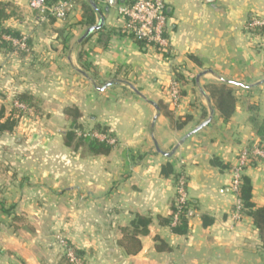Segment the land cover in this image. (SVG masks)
I'll use <instances>...</instances> for the list:
<instances>
[{"label":"crops","instance_id":"obj_1","mask_svg":"<svg viewBox=\"0 0 264 264\" xmlns=\"http://www.w3.org/2000/svg\"><path fill=\"white\" fill-rule=\"evenodd\" d=\"M0 1L14 5L6 25L21 33L24 45L17 47L26 51L0 53V107L7 110L3 100L26 92L42 109L39 120L29 118L13 134L26 128L36 151H0V199L16 207L13 215L0 213V264H69L66 241L85 253L86 264H264L259 233L251 218L235 217L232 191L239 153L259 142L248 123L249 101L264 120V37L246 28L264 15V0H166L163 53L122 33L119 5L105 0H91L105 24L84 40L89 27L78 2L58 21L43 20L30 0ZM96 18L98 24L97 11ZM102 33L111 35L104 49L97 43ZM171 81L185 93L174 109ZM221 83L238 99L228 121L206 91ZM161 105L190 122L175 129ZM67 108L79 110L85 134L99 132L97 126L108 130L110 137L99 133L115 141L109 155L65 145ZM212 110L210 124L182 143ZM215 159L231 168H219ZM167 164L187 177L196 215L186 235L159 222L177 197L174 175H162ZM243 174L251 179L253 202L263 207L264 161ZM135 215L152 218L137 252L124 234ZM160 243L169 250H158Z\"/></svg>","mask_w":264,"mask_h":264},{"label":"trees","instance_id":"obj_2","mask_svg":"<svg viewBox=\"0 0 264 264\" xmlns=\"http://www.w3.org/2000/svg\"><path fill=\"white\" fill-rule=\"evenodd\" d=\"M49 5L58 3L61 0H46ZM75 4H78L81 7L82 11V22L86 27H93L97 25L96 18V9L93 6L91 0H72ZM14 5L10 2L0 1V53L6 54L11 52H18L21 56H25L26 51H22L21 48L17 47L13 43V40H22L21 33L16 29H13L6 25L7 21L14 16ZM52 17H50L51 19ZM54 19V18H52ZM251 34L256 36L264 37V28H256L250 31ZM92 36V35H91ZM91 36L85 41V43L91 38ZM111 35L102 33L97 43L101 48H106L108 41L110 40ZM11 39V40H8ZM141 47H144L146 43L141 40H135ZM158 52L163 53L165 49L155 47ZM85 56V53H81V60ZM181 80V78L179 77ZM206 91L210 94V98L214 104V108L220 113L224 121H228L231 116L234 114L238 99L235 96L234 90L227 84H211L206 87ZM184 91L180 89V97L184 96ZM16 102L24 105L28 110V114H25L27 111L21 110L19 108L13 109L10 113H7L4 106L0 107V141L4 136L13 135L16 128L19 126L24 115L30 116L31 119L39 120L42 115V109L38 100L29 93H17L15 95ZM161 110L163 114L171 121L173 127L177 130H181L185 125H187L191 118L189 116L185 119L176 118L174 113L168 109L167 105H161ZM247 111L249 113L248 123L251 125L254 133L256 134L259 142L254 145L259 149L264 151V120L261 118L259 105L255 102L249 101L247 103ZM64 114L68 120L71 121L70 129L65 134V145L69 148H74L78 150L80 148H86L91 154L94 155H109L113 150L114 145L110 144L106 140H100L94 137L91 133L85 134L82 126L78 123L81 114L77 108H67L64 111ZM99 132L108 134L106 128L97 126ZM253 145L249 146V149H253ZM264 158L253 157L250 163V166H257L262 163ZM213 164L218 166L221 169H230V165H226L221 161L215 159ZM162 175L164 177H169L174 175L176 181L180 178L181 173H176L171 164H167L162 167ZM238 199L241 201V210L240 218L249 217L253 221V225L259 233L262 246L264 248V206L259 207L253 202V185L251 179L242 174L240 180V186L237 193ZM189 207L194 208V204L189 201ZM15 205L8 207V204L0 199V213L4 215H13L15 210ZM178 211L176 199L174 200L171 207V214L168 218H159V222L163 226L171 227L173 232L178 235H186L189 231V219L186 217L185 210L180 215L179 223L175 226L172 225L173 217ZM152 223V218L145 217L141 215H135L134 220L132 221L131 228L125 229V239L130 240L132 245L135 247L137 245V251L141 249L138 238L140 236H147L149 234V227ZM205 225L207 222L205 220ZM160 243L157 246L158 250L168 251L169 247L166 244ZM68 248H71L77 257L82 263H85V253L81 250L74 248L68 241H66ZM135 252V251H134ZM66 262L70 263L67 257H64Z\"/></svg>","mask_w":264,"mask_h":264},{"label":"built area","instance_id":"obj_3","mask_svg":"<svg viewBox=\"0 0 264 264\" xmlns=\"http://www.w3.org/2000/svg\"><path fill=\"white\" fill-rule=\"evenodd\" d=\"M96 1V0H94ZM74 7L72 0H61L58 3L49 5L46 0H30L29 8L37 12L43 20L52 17L58 21H64L69 16ZM117 14L123 20L122 33L134 39L146 43L147 47H159L166 49L169 41L166 37L167 32V4L166 0H135L130 4H123L117 7ZM247 30L264 28V16L252 18L247 24ZM8 40H11L8 38ZM15 45H24L17 40H13ZM168 103L174 109L177 108L181 100L180 86L176 81H171L167 94ZM18 108L26 110V107L17 103ZM92 135L100 140L108 141L107 137L98 132ZM113 140L111 144H113ZM253 157L264 158V151L254 146L253 149L245 148L238 156V164L233 170L232 191L235 195V217L240 219L241 201L237 197L240 186L241 176L244 169L250 165ZM177 197L176 203L178 211L173 217L172 225L179 223L180 215L184 212L188 219L196 215V211L188 206L189 197L187 193V177L181 173L176 183ZM64 254L72 264H82L75 256L73 250L68 248L66 243H62Z\"/></svg>","mask_w":264,"mask_h":264},{"label":"rangeland","instance_id":"obj_4","mask_svg":"<svg viewBox=\"0 0 264 264\" xmlns=\"http://www.w3.org/2000/svg\"><path fill=\"white\" fill-rule=\"evenodd\" d=\"M264 16V15H263ZM261 16V17H263ZM247 31H251V30H247ZM166 50V49H165ZM5 102V105L8 107L7 108V113H10L13 109L15 108H18L17 106V103L15 98L11 99V100H3ZM1 104V102H0ZM20 104V103H19ZM20 109V108H19ZM23 110V109H21ZM28 109L26 108L25 111H27ZM25 114H28V111L25 113ZM30 118V116L28 115H24L22 117V121L20 122V124H24L28 121V119ZM19 129H22V130H26V128L24 127H19ZM22 130H19L18 133H16L15 135H13L11 138L8 136L6 137L8 140L6 139H3V142L2 144H0V151H36V143L34 144V141L30 140L27 136H26V131H22ZM96 132V131H94ZM99 133V132H98ZM90 134V133H89ZM101 134V133H99ZM103 135V134H101ZM105 136V135H103ZM107 137V136H105ZM108 142L111 144V141L112 139L108 138ZM20 141V142H19ZM114 141V140H113ZM115 144V141L113 142L112 145ZM249 148V147H248ZM5 165V164H4ZM245 170V169H244ZM244 172V171H243ZM11 206V205H8V207ZM19 223L23 222L21 220L18 219ZM63 242H61L62 244ZM64 250V248H63ZM65 255V254H64ZM66 257V256H65ZM81 262V261H80ZM82 263V262H81ZM83 264V263H82Z\"/></svg>","mask_w":264,"mask_h":264},{"label":"water","instance_id":"obj_5","mask_svg":"<svg viewBox=\"0 0 264 264\" xmlns=\"http://www.w3.org/2000/svg\"><path fill=\"white\" fill-rule=\"evenodd\" d=\"M124 1L125 0H105V3L107 5H109L110 7H117L118 5H122L124 4ZM214 0H206V2L210 3V2H213ZM93 6L94 8L96 9V11L99 13L100 15V21L97 25L89 28L84 37H83V40L86 39L91 33L93 32H96V31H99L100 29L103 28L104 24H105V19L104 17L102 16V14L100 13L97 5L95 3H93ZM107 87V86H106ZM101 90V89H100ZM157 109L158 107L155 106ZM213 115H214V111L212 110L211 112V115L210 117L205 121L203 122L202 124H200L195 130H193L189 135H187L181 142L184 143L188 138H190L192 135L196 134L197 132L201 131L202 129H204L206 126H208L210 124V122L212 121L213 119ZM166 155V154H165ZM166 156H170V155H166Z\"/></svg>","mask_w":264,"mask_h":264}]
</instances>
